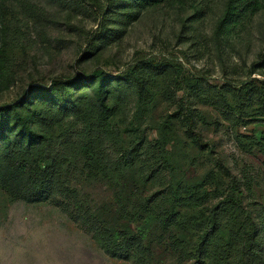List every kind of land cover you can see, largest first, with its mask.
Wrapping results in <instances>:
<instances>
[{
  "label": "rangeland",
  "instance_id": "1",
  "mask_svg": "<svg viewBox=\"0 0 264 264\" xmlns=\"http://www.w3.org/2000/svg\"><path fill=\"white\" fill-rule=\"evenodd\" d=\"M261 1L218 32L229 0H0V264H238L249 215L264 246V155L240 146L262 136L264 107L228 118L205 101L210 84L264 86V66L250 72L264 54ZM100 80L109 134L68 150L48 198H23L29 176L8 159L10 144L29 140L23 120L78 134L95 117L91 107L74 115L73 102L99 104ZM46 108L71 115L44 126L36 115ZM66 181L105 235L126 238L121 251L57 203ZM212 220L218 240L197 255Z\"/></svg>",
  "mask_w": 264,
  "mask_h": 264
},
{
  "label": "trees",
  "instance_id": "2",
  "mask_svg": "<svg viewBox=\"0 0 264 264\" xmlns=\"http://www.w3.org/2000/svg\"><path fill=\"white\" fill-rule=\"evenodd\" d=\"M120 0H108L109 8L114 7ZM162 0H130V4H149L154 5ZM262 7L261 0H229L228 7L223 14L217 31L222 32L232 25L241 24L246 18L252 17ZM154 66H160L154 64ZM264 66V54L260 55L259 59L253 62L250 72H255ZM264 85V83H263ZM55 88V87H53ZM137 88L140 91L141 96L143 95V85L138 83ZM264 86H258L253 82H243L239 85H232L230 82H224L222 85L210 84L208 90L205 92V101L209 104L220 107L228 118H235L232 115V111L235 108H243L246 104H257L264 107ZM95 91L97 97H99V104L93 103L89 98L82 97L79 100H74V115H81L89 107L92 108V113L95 117V121L81 129L76 134L72 132L69 134H59L55 131L50 133L42 132L38 133L28 125V121L25 118L23 124L28 129L29 140L25 143H12L8 148V159L9 162L20 172H23L29 176L28 185L24 188L23 198H27L31 201H42L48 198L49 191L53 190V187L60 185L59 179L61 178L60 172H63L64 159L71 155L68 151L72 147L77 148L83 142L85 137L89 134L92 136H107L108 130V115H105L103 106L105 103V84L100 80L97 82ZM257 102V103H256ZM65 109H43L39 114L36 115L37 121L42 125H59L62 117L69 116ZM190 128L188 132L192 138L195 139L196 143L200 146H204L206 143L203 140L201 133L194 130V120L191 116L187 115ZM49 121V123H47ZM246 138L250 141L249 143L243 144L240 142V146L244 151L253 152L258 150L264 155V132L262 136L247 135ZM12 188V186H10ZM58 192L59 205H66L68 208H73L72 215L77 219L90 226V228L98 235L99 239L102 240L104 245L110 250H122L125 247L126 238H119L115 235H105L103 233L104 228L96 218L93 217L92 210L87 209L83 202L79 201V192L76 189H72L70 184L66 181L60 187ZM185 199L191 200V197ZM74 200V203L72 202ZM73 204V207H71ZM76 208V209H75ZM213 221V226L207 229L203 235V242L197 247V255L203 253L204 249L208 247L209 241L217 237V223ZM168 221V225H171ZM262 225L264 227V219H262ZM257 223H255L253 217L249 215L247 217V227L244 230L241 237L243 240V248L240 251L237 263L238 264H264V246L257 232ZM106 236V238H105ZM118 238V239H117ZM221 239V238H220ZM132 240L129 239L128 243ZM117 246V248H116ZM131 246L128 245V248Z\"/></svg>",
  "mask_w": 264,
  "mask_h": 264
}]
</instances>
